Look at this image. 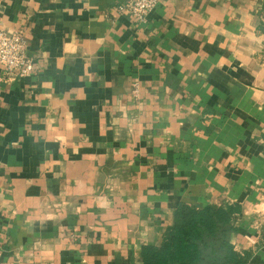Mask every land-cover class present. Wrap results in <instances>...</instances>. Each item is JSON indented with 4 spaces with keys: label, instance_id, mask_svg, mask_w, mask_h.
<instances>
[{
    "label": "crops",
    "instance_id": "0c3cea01",
    "mask_svg": "<svg viewBox=\"0 0 264 264\" xmlns=\"http://www.w3.org/2000/svg\"><path fill=\"white\" fill-rule=\"evenodd\" d=\"M128 1L0 0L34 61L0 69V264H143L182 204L264 264V0Z\"/></svg>",
    "mask_w": 264,
    "mask_h": 264
},
{
    "label": "trees",
    "instance_id": "16d2710c",
    "mask_svg": "<svg viewBox=\"0 0 264 264\" xmlns=\"http://www.w3.org/2000/svg\"><path fill=\"white\" fill-rule=\"evenodd\" d=\"M261 31L264 34V18ZM240 213L235 205L202 210L180 205L162 244L143 248V264H249L250 254L239 253L232 243Z\"/></svg>",
    "mask_w": 264,
    "mask_h": 264
},
{
    "label": "built area",
    "instance_id": "2783aa9c",
    "mask_svg": "<svg viewBox=\"0 0 264 264\" xmlns=\"http://www.w3.org/2000/svg\"><path fill=\"white\" fill-rule=\"evenodd\" d=\"M160 0H129L118 7L119 14L133 17L139 23H146L159 5ZM0 69L7 80L30 77L34 61L28 54V41L23 30H0ZM140 93L135 85L134 95ZM1 256V243H0Z\"/></svg>",
    "mask_w": 264,
    "mask_h": 264
}]
</instances>
